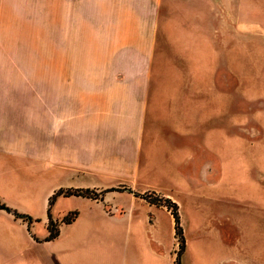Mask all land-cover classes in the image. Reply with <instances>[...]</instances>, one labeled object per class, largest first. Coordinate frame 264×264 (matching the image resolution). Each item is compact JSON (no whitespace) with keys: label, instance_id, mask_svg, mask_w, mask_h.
I'll list each match as a JSON object with an SVG mask.
<instances>
[{"label":"crops","instance_id":"0c3cea01","mask_svg":"<svg viewBox=\"0 0 264 264\" xmlns=\"http://www.w3.org/2000/svg\"><path fill=\"white\" fill-rule=\"evenodd\" d=\"M160 1L0 0L7 31L16 23L29 25L30 35H53L47 60L0 62V203L9 209H0V264H176L172 212L142 197L161 184L149 179L141 185L146 190L131 192L130 207L106 201L109 190L152 177L150 141L160 126H170L157 121L159 103L172 98L177 112L188 99H205L189 94L207 85L185 78L199 67L189 48L179 53L174 44L175 35L197 43L193 35H205V23L179 20L173 7L162 19ZM257 28L264 38V19ZM0 44L1 60H8L12 50ZM161 186L160 197L180 215L181 187ZM74 189L94 190L99 199L61 195L50 206L59 191ZM70 198L92 206L76 208L77 218L64 223L67 215L56 218L53 207ZM52 224L59 234L49 238ZM254 227L230 224V242Z\"/></svg>","mask_w":264,"mask_h":264},{"label":"rangeland","instance_id":"374dc122","mask_svg":"<svg viewBox=\"0 0 264 264\" xmlns=\"http://www.w3.org/2000/svg\"><path fill=\"white\" fill-rule=\"evenodd\" d=\"M160 4L162 19L166 9L173 7L175 18L205 23L201 32L205 35H193L199 37L197 43L192 35H175L174 43L179 53L189 48L190 61L199 67L200 72L190 70L185 78L205 80L207 85L191 87L189 94L205 99H188L185 110L179 107L177 112L172 98L159 103L157 121L170 126H160L150 141L155 163L152 177L138 185L119 186L106 201L130 207V189L146 190L141 185L149 179L161 185L177 184L182 190L181 223L189 242L181 253V264H264V38L257 28L264 19V0H161ZM11 26L9 32L0 23V43L13 53L8 60L0 57V62L37 64L49 58L45 50L52 46L49 30L45 35H30L29 25ZM43 50L45 56H39ZM214 71L217 87L212 86ZM211 95L215 99L210 100ZM223 113L227 120L219 117ZM185 116L188 118L182 120ZM166 129H186L190 134L182 136ZM161 185L145 193L165 201L159 195L164 192ZM90 206L76 198L61 199L53 214L64 217L76 208ZM235 222L255 227L238 231L236 242L233 236L230 242L227 228ZM179 249L174 252L176 259Z\"/></svg>","mask_w":264,"mask_h":264},{"label":"trees","instance_id":"16d2710c","mask_svg":"<svg viewBox=\"0 0 264 264\" xmlns=\"http://www.w3.org/2000/svg\"><path fill=\"white\" fill-rule=\"evenodd\" d=\"M112 190H117V189H111L109 191H112ZM125 190H128V189H125ZM109 191H105V192H109ZM129 192H132V191H129ZM66 196V197H70V196H78V197H85V198H92V199H99V195L96 193V191L94 190H83V189H74V190H66V191H59L52 199H51V202H50V206L52 207V205L54 204L55 202V199L57 198V196ZM143 198H146V199H149L151 202L153 203H157V204H161L162 206H165L166 208H168L169 210H171L175 220H176V232H177V236H178V241H179V255L177 256V259H176V263L177 264H180V256H181V253L184 251L185 249V239H184V236H183V229H182V226H181V218H180V215H179V212H178V207L176 204L172 203L170 200H165V201H161V200H158V199H154L153 197L150 196V194H144L142 195ZM0 209H7L9 210L5 205L1 204L0 203ZM16 216L20 217V218H24V219H30L29 217L27 216H24V215H20V214H17L15 213ZM78 216V213L77 212H72L70 213L69 215H67L63 220L62 222L64 223H70L71 221L75 220ZM59 234V227L56 225L55 227V224H52L51 225V234L49 236V238H54L56 237L57 235Z\"/></svg>","mask_w":264,"mask_h":264}]
</instances>
